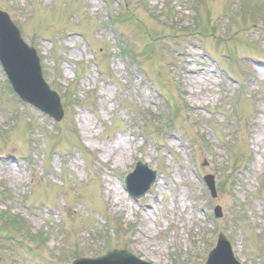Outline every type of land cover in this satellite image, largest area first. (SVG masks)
<instances>
[{
    "label": "rangeland",
    "instance_id": "1",
    "mask_svg": "<svg viewBox=\"0 0 264 264\" xmlns=\"http://www.w3.org/2000/svg\"><path fill=\"white\" fill-rule=\"evenodd\" d=\"M193 1L0 0L65 106L58 124L24 107L0 67V214L24 222L23 234L0 223L1 264L112 249L205 264L220 231L242 264H264V0ZM145 118L147 146L134 142ZM138 160L159 184L134 201L121 184Z\"/></svg>",
    "mask_w": 264,
    "mask_h": 264
},
{
    "label": "water",
    "instance_id": "2",
    "mask_svg": "<svg viewBox=\"0 0 264 264\" xmlns=\"http://www.w3.org/2000/svg\"><path fill=\"white\" fill-rule=\"evenodd\" d=\"M6 34H7V36H6ZM15 37H17V35H16L15 30L13 29L12 25H10V22H8L7 19H1L0 20V57L1 58H2L1 54L5 48L3 46V41H4L3 39L7 38L10 41V43L12 41L18 42V40H16ZM24 50H25V52L30 54L31 57H33V54L31 52H29L26 48H24ZM8 62H9L10 67H11L10 71H12L15 74L14 65H13L12 60H9ZM36 75H37V80H39V82H41L40 77H39L40 75L39 74H36ZM40 84H41V86H38V85L36 86V92H38V95L34 96V97L28 96L27 99L29 101H31V103H34L35 105H38L39 107L43 108L46 105L45 102H46L47 97H49L50 95L49 94H47V95L42 94V91L43 90L47 91V88L42 84V82ZM31 92H33V90H31ZM50 109L55 110V108H53L52 106L49 107L48 110H50ZM48 110H46V111H48ZM51 112H53V111H51ZM140 169H142V168L140 167ZM151 183H152V181H151ZM228 246L229 245H228L226 239L222 238L221 239V247H220L221 249L215 253L220 254L221 250L226 249V248L228 249ZM110 257H111V260L113 258L119 262L121 261L120 264H123V263H126V264H144V263L138 261L137 259H135L130 254H127V253H113L112 255L110 254L107 258H110ZM115 260H112V261L114 262ZM213 261H214L213 262L214 264H218L217 260L214 259ZM211 262H212V260H211Z\"/></svg>",
    "mask_w": 264,
    "mask_h": 264
},
{
    "label": "bare ground",
    "instance_id": "3",
    "mask_svg": "<svg viewBox=\"0 0 264 264\" xmlns=\"http://www.w3.org/2000/svg\"><path fill=\"white\" fill-rule=\"evenodd\" d=\"M129 147H130V141L125 140V138L123 139H117L115 140L113 143H111V147H110V151H111V155L115 158L114 163L116 166H121L122 161L125 160L128 152H129ZM128 148V150H127ZM153 214V211L151 212ZM149 215V213L147 212L144 215V218H146ZM146 222V219H144V223ZM148 223V221H147ZM145 229L147 231V233H149V226H147V224H145Z\"/></svg>",
    "mask_w": 264,
    "mask_h": 264
}]
</instances>
